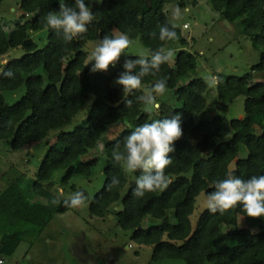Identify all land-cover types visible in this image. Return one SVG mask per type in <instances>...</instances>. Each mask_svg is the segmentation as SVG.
Wrapping results in <instances>:
<instances>
[{"label":"trees","instance_id":"trees-1","mask_svg":"<svg viewBox=\"0 0 264 264\" xmlns=\"http://www.w3.org/2000/svg\"><path fill=\"white\" fill-rule=\"evenodd\" d=\"M4 0H0V4ZM73 6V0H67ZM220 20L241 27L240 33L252 38L259 47L257 64L251 73L238 77L224 76L211 95L204 80L195 78L185 84L181 80L196 69V55L180 50L173 62L162 64L159 72L143 78L142 87L152 88L159 77H168V91L179 107L159 103L158 110L148 111L137 99L140 89L124 93L114 83L120 70L111 73L92 72L85 67L83 47L104 35L127 32L131 40L139 39L148 52L165 48L172 41L158 39L159 26L166 23L164 8L174 4L184 8L185 0H103L92 10L96 18L88 31L65 44L46 25L50 11H58L57 1L20 0L21 15L14 28L5 30L0 22V58L13 49L23 56L11 59L0 74V143L9 140L13 151L45 140L50 132L55 139L35 174L19 189L20 176L7 179L0 191V261L11 257L21 242L33 246L44 228L57 214L71 207L58 196L46 203L36 201L52 185L54 173L63 172L59 187L66 192L83 191L91 217H114L116 226L130 232L137 246L151 248L150 262L180 260L185 264H264V218L247 217L240 206L222 214L204 209L195 226L190 217L200 194L212 191V182L223 179L230 171L247 179L264 174V79L253 81V74L264 72V0H209ZM196 5V0H194ZM177 32L179 43L186 40ZM157 33V36L150 35ZM37 35V41L31 38ZM35 35V36H36ZM127 56L125 59H136ZM13 73L9 78L6 73ZM24 86V95L12 105L6 104L3 92H14ZM244 97V117L226 120L218 112L225 110L236 98ZM91 99L85 118L68 130L69 122ZM125 99L133 101L131 107ZM179 112L183 134L175 141L173 163L165 169L172 183L163 191L133 194L135 177L125 173L123 163L111 159V152L122 147L125 137L135 126ZM212 115L207 117L206 114ZM112 129L117 130L114 137ZM102 144L101 157L82 160L89 151ZM245 154L241 157V154ZM101 166V167H100ZM99 167L104 176L100 190L92 197L73 184L75 179L90 180ZM119 185L110 183L111 177ZM170 212L174 223L171 222ZM243 218L245 227L239 228ZM150 225L142 228L145 220Z\"/></svg>","mask_w":264,"mask_h":264},{"label":"rangeland","instance_id":"rangeland-1","mask_svg":"<svg viewBox=\"0 0 264 264\" xmlns=\"http://www.w3.org/2000/svg\"><path fill=\"white\" fill-rule=\"evenodd\" d=\"M20 0H4L0 4V22L4 24L5 30L14 28L15 22L21 15L18 12L17 3ZM57 1V0H49ZM185 7L180 8L182 12L179 21H173L178 25L180 37L186 40L185 44L179 43L176 39L165 46L164 49H171L174 53L169 62H173L176 52L180 50L188 51L196 55V69L187 77L182 78L181 84H185L192 79L204 80L211 95L216 96V85L209 86L211 75L222 74L235 75L238 77L251 73V67L258 63L260 49L252 38L244 37L240 33L241 27L230 25L220 20L219 15L212 11L209 0H185ZM176 7L174 4L166 5L164 8L166 20L171 19V11ZM117 32L115 31L114 34ZM32 34L31 38L37 41V35ZM89 41L83 47L87 57L85 67L91 68L93 62H89L91 52L96 44ZM38 45L41 43L38 42ZM127 56L146 55L147 48L139 39L132 40L131 46L125 50ZM23 56L21 49H13L6 56L0 58V74L3 66L11 59H19ZM126 56V57H127ZM122 55L115 66L110 65L105 73L115 70L122 71V64L126 58ZM88 64V65H87ZM253 81L261 82L264 79V72L252 73ZM115 83V81H114ZM146 87H141L140 91L145 94ZM25 93L24 86L14 92H3L6 104L12 105L18 101ZM158 103H165L174 107H179L175 97L167 90L163 96L157 97ZM91 104L89 99L84 108L73 118L68 126V130L80 124L85 118L86 110ZM152 112L153 109H147ZM226 120L240 119L244 117V97L236 98L225 110L218 112ZM211 112L206 114L207 117ZM260 120V122H259ZM264 124L263 120L258 119ZM111 134L115 137L117 130L112 129ZM56 132H50L45 140L38 141L23 147L18 151H13L9 140L0 143V191L6 187L8 178L20 177L19 189L26 193V185L30 179L35 178V174L46 154L47 147L55 139ZM48 144V146L45 145ZM102 144L96 149L89 151L82 157V160H91L101 157ZM245 154H241L244 157ZM101 167V166H100ZM124 172L128 173L124 166ZM63 176L62 171L54 173L53 185L36 198V201L46 203L54 196H58L63 201L70 200L74 192H61L59 181ZM104 176L99 167L94 172L90 180L75 179L73 184L79 190H85L91 197L101 189ZM205 197L200 194L196 199V207L190 220L192 226L198 219L199 214L206 209ZM171 222L174 223L173 215L170 212ZM147 219L142 224L146 229L150 225ZM239 228L245 227L242 217L238 219ZM151 248L137 246L130 240V232L120 230L115 219L109 215L105 219H97L90 216L88 205H81L74 210L63 214H57L47 224L33 246L27 242H21L15 253L11 257L4 259V264H185L180 260H163L152 263Z\"/></svg>","mask_w":264,"mask_h":264},{"label":"clouds","instance_id":"clouds-1","mask_svg":"<svg viewBox=\"0 0 264 264\" xmlns=\"http://www.w3.org/2000/svg\"><path fill=\"white\" fill-rule=\"evenodd\" d=\"M96 4L103 0H94ZM59 10L50 11L46 16L47 27L55 32L65 44L88 31V26L93 23L96 14L92 10L93 0H73L69 6L67 0H57ZM182 12L179 6L171 11V19L159 26L158 39L161 41H174L177 39L176 28L173 21L181 19ZM150 35L157 36L153 32ZM132 44L129 34L117 32L113 35H104L99 39L88 62L92 63L90 71H106L110 65L115 66L122 55L127 56L125 50ZM174 53L171 49L159 48L136 59H125L122 71L118 73L115 84L122 86L124 93L131 94L133 90L142 87L146 75H155L162 64L169 61ZM87 64V65H88ZM9 78L13 73H6ZM220 78L216 75L209 77V86H215ZM168 90V77L161 76L152 88L145 90V94L137 99L146 109L160 108L157 97L163 96ZM133 101L125 99V105L131 107ZM182 117L179 112L160 119L135 126L124 139L122 147L117 145L111 152V159L116 163H123L130 173L140 174L135 177L133 194L142 198L146 193L163 191L172 183V177L165 169L173 163L175 141L183 134L181 127ZM111 185H119L120 179L111 177ZM212 191L204 194L205 208L209 213L221 214L227 210L240 206L247 217L264 218V174L252 175L247 179L241 178L230 171L223 179L212 182ZM86 196L83 191H76L66 201L71 207H78L85 203Z\"/></svg>","mask_w":264,"mask_h":264},{"label":"built area","instance_id":"built-area-1","mask_svg":"<svg viewBox=\"0 0 264 264\" xmlns=\"http://www.w3.org/2000/svg\"><path fill=\"white\" fill-rule=\"evenodd\" d=\"M0 264H2V262L0 261Z\"/></svg>","mask_w":264,"mask_h":264},{"label":"crops","instance_id":"crops-1","mask_svg":"<svg viewBox=\"0 0 264 264\" xmlns=\"http://www.w3.org/2000/svg\"><path fill=\"white\" fill-rule=\"evenodd\" d=\"M2 264H4V260H3V263Z\"/></svg>","mask_w":264,"mask_h":264}]
</instances>
